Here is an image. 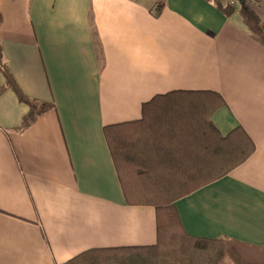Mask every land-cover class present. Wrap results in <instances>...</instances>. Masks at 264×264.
<instances>
[{"label":"crops","instance_id":"crops-1","mask_svg":"<svg viewBox=\"0 0 264 264\" xmlns=\"http://www.w3.org/2000/svg\"><path fill=\"white\" fill-rule=\"evenodd\" d=\"M251 7L264 23V0ZM0 264H64L157 243L154 206L128 204L104 128L180 90L218 92L213 115L256 150L175 205L189 235L264 245V33L210 0H0ZM86 259V257H84Z\"/></svg>","mask_w":264,"mask_h":264},{"label":"trees","instance_id":"trees-1","mask_svg":"<svg viewBox=\"0 0 264 264\" xmlns=\"http://www.w3.org/2000/svg\"><path fill=\"white\" fill-rule=\"evenodd\" d=\"M210 1L228 17L239 5L244 19L264 33V23L248 0L235 4ZM2 22L0 12V26ZM0 69L5 86L30 107L19 127L24 131L53 105L22 92L4 61L1 44ZM224 104L215 91H173L145 103L142 119L106 126L105 136L128 204L156 209L157 243L94 250L87 255L89 251L64 264H264V245L189 235L175 205L180 198L231 173L256 150L242 127L227 135L216 128L212 117Z\"/></svg>","mask_w":264,"mask_h":264},{"label":"built area","instance_id":"built-area-1","mask_svg":"<svg viewBox=\"0 0 264 264\" xmlns=\"http://www.w3.org/2000/svg\"><path fill=\"white\" fill-rule=\"evenodd\" d=\"M231 4H235L236 0H228ZM249 2H252L253 0H248Z\"/></svg>","mask_w":264,"mask_h":264}]
</instances>
